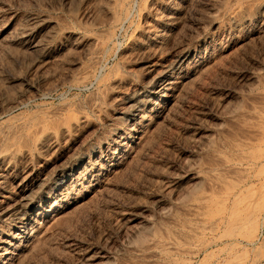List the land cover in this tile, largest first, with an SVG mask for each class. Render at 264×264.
<instances>
[{
    "label": "rangeland",
    "instance_id": "1",
    "mask_svg": "<svg viewBox=\"0 0 264 264\" xmlns=\"http://www.w3.org/2000/svg\"><path fill=\"white\" fill-rule=\"evenodd\" d=\"M263 105L264 0H0V264H264Z\"/></svg>",
    "mask_w": 264,
    "mask_h": 264
},
{
    "label": "bare ground",
    "instance_id": "2",
    "mask_svg": "<svg viewBox=\"0 0 264 264\" xmlns=\"http://www.w3.org/2000/svg\"><path fill=\"white\" fill-rule=\"evenodd\" d=\"M31 31V30H30ZM24 34H25V32H23ZM27 33V32H26ZM29 33V32H28ZM21 35V34H20ZM19 38V37H18ZM21 38V37H20ZM23 38V37H22ZM25 39V38H24ZM29 39V38H28ZM23 40V39H22ZM21 40V41H22ZM19 41V40H18ZM24 41V40H23ZM24 45H25V47H27L29 50H34V52L36 51V50H39L40 48H43L45 45H46V43H45V41H42V42H34V41H28V40H25L24 42ZM44 43H45V45H44ZM20 45H22V44H20ZM45 48V47H44ZM25 50V49H24ZM45 50V49H44ZM40 51V50H39ZM39 51H37V52H39ZM41 52V51H40ZM30 54V53H29ZM39 54V53H38ZM41 57V56H40ZM44 60V59H43ZM37 63H39V62H37ZM40 63H41V61H40ZM97 63V62H96ZM41 68V67H40ZM42 72V71H41ZM24 100V99H23ZM264 106V105H263ZM59 107V106H58ZM51 121V120H50ZM55 121V120H54ZM36 123V122H35ZM38 125V124H37ZM16 127H17V125H16ZM10 136V135H9ZM20 137V136H19ZM19 137H18V139H19ZM29 138V137H28ZM15 140H16V138H15ZM11 141V140H10ZM13 142V141H12ZM6 143V142H5ZM20 143V142H19ZM18 143V144H19ZM247 144V143H246ZM12 145V144H11ZM17 146V145H16ZM3 147V146H2ZM12 147V146H11ZM10 148V147H9ZM2 149V148H1ZM5 150H6V147H5ZM233 155V154H232ZM5 168V167H4ZM241 171V170H240ZM239 178V177H238ZM236 186V185H235ZM216 192V191H215ZM207 198V197H206ZM198 208V207H197ZM192 212V211H191ZM197 220V219H196ZM212 225V224H211ZM210 226V225H209ZM212 227V226H211ZM191 229V228H190ZM178 238V237H177ZM184 242V241H183ZM164 250V249H163ZM186 252V251H185ZM189 252V251H188ZM152 254V253H151ZM191 254V253H190ZM158 256V255H157ZM150 257V256H149ZM143 258V257H142ZM159 258V257H158ZM161 258V257H160ZM173 259V258H172ZM151 261V260H150ZM165 264V263H164Z\"/></svg>",
    "mask_w": 264,
    "mask_h": 264
}]
</instances>
